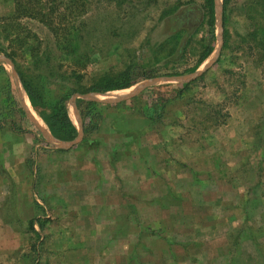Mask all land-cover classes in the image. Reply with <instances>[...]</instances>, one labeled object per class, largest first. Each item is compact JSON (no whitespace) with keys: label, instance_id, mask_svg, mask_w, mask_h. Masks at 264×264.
Here are the masks:
<instances>
[{"label":"rangeland","instance_id":"obj_1","mask_svg":"<svg viewBox=\"0 0 264 264\" xmlns=\"http://www.w3.org/2000/svg\"><path fill=\"white\" fill-rule=\"evenodd\" d=\"M187 1L191 2L187 7L183 6L189 8L184 15L191 17L184 16V19L178 14L164 18L163 11L172 0L92 2L88 6V13L82 18L85 25L80 51L91 55V62L84 71V81L106 71H120L129 61L139 63L136 74L140 76L128 88L82 95L74 93L67 101V107L76 122L78 111L72 101L77 100L81 119L91 123L90 126L98 117L94 116L89 122L91 118L84 116L88 107L98 113L108 109L111 118L117 112L122 115L126 109L148 116L153 113V100L164 102L171 99L182 84L193 82L190 90L185 93L186 98L169 102L161 117L158 112L154 114L156 124L150 126L160 137L161 141L158 140L157 145L165 141L162 145L170 152L167 166L172 172L177 191L175 193L184 197L179 202L172 201L173 226L166 223L160 231L173 232V237L178 235L177 238L182 241L194 239L199 243L198 247L192 245L195 247L190 248L189 259L184 258L183 264H264V62L260 60L258 52L250 51V44L243 42L249 40L244 37L254 27L253 21L255 24L258 21L256 13L246 4L254 3L255 0L232 1L225 25L231 35L227 49H223V0H220L219 7L216 4L217 39L214 51L199 67L198 75H173L175 78L166 73L182 71L195 63L199 53V39L205 32L203 25L193 35L187 54L181 58L168 61L164 56L166 50L162 53L164 47L160 44L173 32L183 28L194 32L203 19V0H181L182 3ZM14 9L15 0H0V17L12 14ZM18 21L22 31L28 27L40 39L36 58L32 59L28 53L24 55L25 58H18L21 69L33 82L43 87L47 99H55L67 93L75 85L73 69L77 57L63 54L52 31L39 20L21 18ZM5 24L0 21L3 45L8 44L5 35L12 32ZM169 46L171 43L166 48ZM159 53L161 63L151 64L154 54ZM2 57L4 55L0 54V86L5 84L4 68L10 76L13 92L19 99L18 93L21 98L23 89L15 65L5 62ZM143 69H155L156 75L143 78ZM202 71H205V77L199 79ZM87 95L96 101L88 104ZM118 99L114 102L120 103L118 106H110L111 101ZM217 111L219 114H216ZM27 117L21 104L19 108H14L0 91V129L8 126L24 135L26 129L33 127ZM33 129L36 131L35 127ZM54 142L61 146L60 150H68L66 143L69 141L55 139ZM44 143L45 140L42 145ZM49 146L32 151L28 176H31L30 182L33 180L34 184L38 181L36 173H41L40 169L49 168L46 163L40 162L42 155H52V152L59 150ZM0 176L5 180L6 174ZM42 178L46 182L47 174ZM11 201H8L4 213L10 219H15ZM175 220H182V223H176ZM32 238L35 242V235ZM40 240L42 243L36 246L39 256H33L35 252L32 241L25 249L3 258L0 264H23L27 255L31 256L30 264H63L67 260L66 254L57 253L58 250H54L57 255L53 254L54 243L51 245V239ZM153 242L152 246L164 252L161 245L163 241ZM175 246L176 255H179L183 246L180 242ZM143 256L145 260L150 259L145 253ZM144 264L150 263L147 261Z\"/></svg>","mask_w":264,"mask_h":264},{"label":"crops","instance_id":"obj_2","mask_svg":"<svg viewBox=\"0 0 264 264\" xmlns=\"http://www.w3.org/2000/svg\"><path fill=\"white\" fill-rule=\"evenodd\" d=\"M216 4L219 7L220 0L215 1V8ZM13 83L18 92L16 81ZM22 89L23 100L18 93L19 101L33 127L26 129L24 135L8 126L0 129V175L6 174L5 180L0 176V183L4 182L0 184V261L28 247L35 235L36 246L40 239H51L53 254H66L63 264L185 263L190 248L195 247L192 245L198 247L199 243L194 239L182 241L178 235L173 237V232L160 231L166 223L173 226L172 201L179 202L184 197L175 193L172 172L167 166L170 152L162 145L165 141L157 145L160 137L150 129L156 121L128 109L111 118L108 109H103L98 128L85 132L75 100L72 103L77 106L78 120L75 122L70 113L69 116L78 134L74 141H66L68 150L62 151L54 142L59 139L32 105L23 85ZM117 101H111L110 106H118L120 103H114ZM43 146L59 150L42 155L40 162L49 168L36 173L38 181L34 184L28 176L29 161L32 151ZM44 174L48 176L46 182ZM10 200L15 219L4 213ZM30 223L37 234L30 230ZM155 240L163 241L164 252L152 246ZM176 241L183 246L179 255L174 250ZM34 252L33 256H39L37 250ZM143 253L150 259L145 260ZM27 256L23 264H30L31 256Z\"/></svg>","mask_w":264,"mask_h":264},{"label":"trees","instance_id":"obj_3","mask_svg":"<svg viewBox=\"0 0 264 264\" xmlns=\"http://www.w3.org/2000/svg\"><path fill=\"white\" fill-rule=\"evenodd\" d=\"M103 1L106 0H15V9L13 13L6 17H0V21L6 23L5 26L10 27L12 30V32H8V34L5 35V40L8 44L3 45L0 39V54H3L10 59L15 65L17 74L32 105L39 109L40 115L50 128L52 134L60 140L69 141L74 139L78 134L77 127L72 122L67 107V101L70 100L71 95L74 93H80L81 95L91 92L101 93L108 90L127 88L139 80L140 75L138 76L136 74L138 67L140 66L139 63L129 61L120 71H106L98 76L89 77L87 82L84 81L86 76L84 71L91 62V55L80 51L82 46L81 42L84 39L83 25H85V21L82 20V18L88 13V6L92 4V2L101 3ZM232 1L233 0H223V49H227L230 46L231 35L225 25L228 15L227 11L229 10ZM190 2L187 1L182 3L181 0H172V3H170L163 11V15H165L164 18L171 16L174 17L178 14L179 17L184 19V16H187L184 15V12L189 8H183V6L186 5L185 7H187V4ZM246 4L256 13L258 21L256 20V24L253 21L254 27L244 37L245 39L249 38V40L243 42L250 44V51L258 52L260 60L264 62V0H255L254 3L249 2V4ZM201 5L203 19L194 32L183 28V30L181 29L173 32L165 42L161 43L162 45L160 44V46L164 47L162 53L166 50L164 56L168 58V61L179 57L181 58L187 54L188 44L193 35L200 31L199 29L201 26L204 25L205 27L204 35L199 39V53L195 63L188 65L182 71L166 73L170 76L194 73L210 56L215 48V42L217 39L215 0H203ZM21 18H33L45 24L54 34L56 43L60 47V51L63 54H73L74 57H77V61L74 63L75 69H73L75 85L70 87L67 93L55 97V99H47L43 87L33 82V80L26 75L24 70L21 69L22 67L19 66V57L25 58L24 55L28 53V56L34 59L37 57L40 48V39L36 33L28 27H25L23 31L21 30L22 25L18 21ZM7 22H10V24L7 25ZM170 43L171 46L166 48V45ZM160 54L161 53L154 54L151 59V64L154 63L157 65L161 63L162 57H159ZM219 60L220 58L217 59L218 62ZM148 64L146 65L149 66ZM142 67L144 68V65H142ZM149 70H142L143 78H150L156 75L154 74L155 69H152L151 71ZM2 72L4 74L5 84L0 86V91L3 92L4 98L9 101L10 105L13 104L14 108L16 107L17 109L20 106V101L13 92L10 78L4 68H2ZM204 77L205 71L199 79ZM192 84L193 82L182 84L176 90L175 96L164 102L153 100L151 103L153 113L148 115L149 118L152 121H156L154 114L158 112L161 117L162 112L166 109L169 102L185 99V93L190 90ZM187 99L189 98L187 97ZM94 102L95 101L88 100V104ZM216 114H219V111H217ZM84 116L91 118L89 122H91L94 116L98 117L97 121L92 126H90L91 123H86L85 121L83 125L85 132L96 130L102 120V114L95 112L88 107V111ZM30 230L37 234L33 227V223H30ZM33 249L36 251V244H33Z\"/></svg>","mask_w":264,"mask_h":264},{"label":"water","instance_id":"obj_4","mask_svg":"<svg viewBox=\"0 0 264 264\" xmlns=\"http://www.w3.org/2000/svg\"><path fill=\"white\" fill-rule=\"evenodd\" d=\"M215 1H216V0H215ZM216 3H217V2H216ZM218 13H219V15H221L220 8H218ZM2 60H5V61H7V62L11 63L10 59H8V58H7V57H5V56H4V57H2ZM199 73H200V72H198V71H197L195 74H196V75H198ZM86 97H87V98H89V99H91V98H92L91 96H88V95H87Z\"/></svg>","mask_w":264,"mask_h":264},{"label":"bare ground","instance_id":"obj_5","mask_svg":"<svg viewBox=\"0 0 264 264\" xmlns=\"http://www.w3.org/2000/svg\"><path fill=\"white\" fill-rule=\"evenodd\" d=\"M22 86V85H21ZM26 99H27V97H26Z\"/></svg>","mask_w":264,"mask_h":264}]
</instances>
